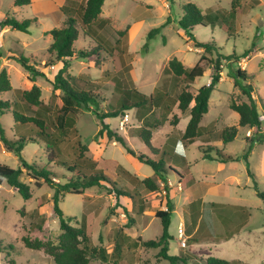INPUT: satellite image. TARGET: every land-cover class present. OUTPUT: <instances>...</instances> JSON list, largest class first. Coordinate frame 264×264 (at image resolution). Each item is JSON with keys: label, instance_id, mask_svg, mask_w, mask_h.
I'll use <instances>...</instances> for the list:
<instances>
[{"label": "rangeland", "instance_id": "obj_1", "mask_svg": "<svg viewBox=\"0 0 264 264\" xmlns=\"http://www.w3.org/2000/svg\"><path fill=\"white\" fill-rule=\"evenodd\" d=\"M188 2L195 3L204 11L218 8L232 11L229 17L232 28L229 30L230 35L220 25L214 28L198 25L193 30L198 41H213L222 47L221 53L227 57L221 59L222 69L226 74L229 72L233 74L240 67L238 56L246 53L247 48H251L252 42L257 40V37L259 40L256 42L261 43V46L264 45L262 39L264 0H260V5H258L259 0H106L102 8V16L111 18L113 29L105 33V38L115 43L119 38L116 30L126 28L130 30L131 27L139 25L134 34L121 38L122 48L126 54L125 64L117 67L113 59L104 53L90 58H80L77 55L70 61L68 73L79 78L82 83L89 82L100 86L97 90L105 99L102 103L103 111L109 109L106 106L109 102H116L121 95L119 85L124 88L135 86L138 91L148 95L156 88L168 91L171 88V74L165 69L170 59L176 57L186 67H193L199 62L201 55L213 60L218 57L214 52L207 53L203 48L196 47L194 41L180 29L178 21L182 17L183 6ZM162 25L165 26L161 31L154 38L149 39V31ZM32 30L31 36L16 32L19 37L34 40L32 47H19L20 54L29 57L30 51L39 53L40 70L45 76L37 77L34 84L41 88L43 103L53 106L62 92L55 91L50 80L55 78L62 65L57 61L50 62L53 61L52 56L48 57L47 50L52 44V38H47L40 28L33 27ZM94 45L92 40L91 46L88 45L84 36H81L74 48L79 53L83 50L90 51ZM257 61L256 59L247 61V72L254 70ZM47 63L53 65L45 67ZM202 65L205 66V73L191 86L190 90L193 92L210 82L213 70L207 61H203ZM261 66H264V60L261 61ZM8 68L13 89L0 92V100L20 103L21 98L15 95L16 89H31L26 78L27 71L17 61H12ZM231 81L233 82L230 78H224L212 92L209 101L210 110L201 122V125L206 126L207 129L204 128L201 137L189 146L186 155L192 164L196 162V158L198 159L195 165L199 170L198 174H202L204 170L201 161L203 152L213 145H217L225 153L238 159V164L229 162L222 171L216 173L217 182L224 180V191L208 198L231 206L230 209L220 208V210L222 215L232 218L234 229L240 223L234 222L236 209L247 211L249 220L231 239L222 241L210 235L214 237L208 239L213 241L207 242L211 245L201 244L193 248V241H197L198 237L188 238L185 234L183 239H180L181 242L178 241V219L183 214L184 194L175 196L178 209L173 213L171 227L175 237L170 240L168 253L180 255L186 260V263L178 264H206L209 255L226 260H239L241 264H264V203L256 195L254 180L248 176V167L244 164L245 154L250 146L246 137L248 129L240 128L237 137L225 145L222 140L223 130L233 126L236 119V113L230 109L229 103L232 99L239 102L241 96L238 88L234 87ZM175 93L174 91V95ZM154 115L160 118L159 111L155 110ZM185 116L186 114L175 106L169 120L153 129V145L161 148L166 142L169 146L177 147L181 137L179 125ZM142 117L143 115L133 110L124 115L107 118L105 122L114 131L124 135L128 146L132 147L137 155L143 154L153 159L155 157L152 152L139 141ZM176 117L179 124L174 123ZM77 119L78 136L72 133L73 135L68 136L62 143L61 159H68L67 161L72 163L76 158L75 146L79 140L81 145L89 149L87 155L98 161V168L107 179L102 187L89 188L81 194H61L60 208L66 215L73 217V225H85L86 229H92V244L98 249L105 248L110 262L117 259L123 264H169L159 256V249L147 248L143 246L142 241H136L139 237L141 240L144 239L143 241L155 240L161 235V220L156 218L155 214L157 210L167 207L165 200L167 192L164 184L154 176V169L150 165L141 163L121 144L107 137L96 138L100 127L93 112L83 107L79 109ZM188 120L189 118H184L182 126L187 125ZM0 124L10 139L26 129L18 126L12 112L6 110L0 112ZM205 140H210L211 143H205ZM21 155L31 164L45 167L48 162L46 147L41 141L28 143ZM0 164L12 168L21 167L20 157L6 149L1 141ZM120 164L134 176L125 174ZM48 168L53 172L55 176L53 180L56 184H63L68 180L66 173L56 164L51 163ZM249 168L256 175L259 189L264 191V142L255 141L253 144L249 155ZM153 176L154 180L160 183L159 188L151 193L141 181ZM170 178L175 180L172 175ZM21 179L30 186L32 198L29 200L24 199L6 182L0 184V264H54L52 257L43 248L39 250L27 248L23 238L47 242L59 234V219L54 211L53 202L55 187L44 182L41 186H37L26 171L23 172ZM118 191L122 194H117ZM147 224L149 226L143 232L142 238L139 236L141 228ZM232 227L229 229L226 227L224 232H230ZM127 233L131 240L123 238ZM183 241L185 246H182ZM89 264L106 263L101 258L95 257Z\"/></svg>", "mask_w": 264, "mask_h": 264}, {"label": "trees", "instance_id": "obj_2", "mask_svg": "<svg viewBox=\"0 0 264 264\" xmlns=\"http://www.w3.org/2000/svg\"><path fill=\"white\" fill-rule=\"evenodd\" d=\"M30 3L31 0H15L17 6H26ZM104 3L105 0H87L79 17L68 16L60 27L54 28L47 33L52 37V44L48 48V52L54 58L50 62L57 61L62 65L55 78L50 80L53 89L62 92L61 96L55 100L53 106L43 103L41 100V88L36 84L29 90L16 89L15 95L21 98L20 103L0 100V112L3 110L11 111L17 125L26 128L24 132L10 139L6 136L0 124V141L6 149L17 154L21 161L20 168H12L8 165L0 164V184L6 182L26 200L32 198V192L29 184L21 179L24 171L34 180L37 186H41L44 182L55 187L53 202L54 211L59 219V234H56L53 239H49L47 242L38 239L31 241L25 237L23 241L27 248L34 250L43 248L52 257L54 264H89L91 259L95 257L101 258L106 264H123L119 263L117 259L110 262L107 258L106 249H98L92 244V229H86L85 225H73V217L66 215L59 206V196L61 194H81L86 189L102 187L107 179L98 168V161L87 155L89 149L81 145L79 140L75 146L76 158L72 160V163L68 162V159H61L63 157L62 143L65 142L68 136L73 135L72 133L78 136L77 118L79 109L84 107L86 110L93 112L98 121L100 129L96 138L107 137L109 140L118 142L129 154L137 157L140 162L150 165L154 169L155 175L164 183L167 192L168 211L160 209L155 214V217L161 220L162 232L160 237L155 240L142 241L143 246L159 249V256L167 260L169 264L186 263L182 256L168 253L170 240L173 239L169 233L172 213L168 197V178L170 175L178 177L179 183L183 184V186L188 183L185 175V173L189 172L186 150L202 135L204 128L200 125L201 120L209 110L211 94L221 79L223 71L221 59H227L221 53L222 47L213 41H198L193 34V30L198 25L203 27L211 26L213 28L216 25H220L230 35L229 30L232 28L229 24V17L232 11L226 8L207 9L204 11L193 2L186 3L183 6L182 17L178 21L180 29L184 30L185 34L194 41L196 47L203 48L207 53H216L217 59H208L205 55H201L199 62L195 66L186 67L179 59L174 57L168 61L165 69L171 74V88L168 91L156 88L148 95L138 91L135 86L124 88L119 85L118 89L122 92L121 95L116 102H109L106 105L109 109L103 111L102 103L105 102V99L102 97L101 92L97 90L100 86L89 82L82 83L79 78L69 74L67 69L70 67V61L76 58L77 55L80 58H90L100 53L110 56L117 67L125 64L126 54L122 48L121 38L127 35L129 28L116 30L119 38H117L115 43L105 38V33L109 29H113V27L110 18L101 16ZM35 22V19L20 22L14 17L8 16L0 22V28L10 27L22 32H28V28ZM164 26L151 29L148 33V38H154ZM80 36L89 38L94 42L95 45L92 46L90 51L83 50L79 51V53L76 51L74 45ZM246 54L239 56L238 60L245 57ZM16 61L28 71V79L30 81L34 82L37 77L45 76V73L40 70L41 67H35L36 63L32 58L19 56ZM203 61H207L213 70L211 80L208 85H204L193 92L190 90L191 86L195 84L197 78L202 77L205 73V66L202 65ZM96 63L98 62L96 61ZM49 65H53V63H47L45 67ZM229 76L232 78L234 86L238 87L247 96L248 102H237L233 99L230 101L229 106L239 114V121L238 125H233L223 130L222 140L224 144L233 141L237 137L239 127L259 128L261 126L257 104L252 97V86L246 84L251 76L241 69H237ZM12 89L6 70H2L0 72V92L11 91ZM174 91L176 92L175 95ZM192 103L193 105H191ZM175 106L183 114H187L190 117L187 127L180 137L177 147L169 146L168 143L162 148L155 147L152 143L153 129L169 120V116ZM133 110L143 115L138 137L152 152L155 157L153 159L143 154L137 155L134 149L128 146L124 135L114 131L105 122L107 118L124 115L126 112ZM155 110L159 111L160 118L155 117ZM174 121L175 124L178 123V117ZM36 141H41L45 144L48 154V162L45 167L29 163L21 155L28 143ZM255 141L263 143L264 134L257 135L254 139L249 140L250 146L245 154V159L248 175L254 180L256 195L264 203V191L259 189L256 175L249 168V155ZM209 148V150L204 151V158L206 159L224 163L238 161L235 156L225 153L215 145ZM51 163L56 164L66 173L68 180L65 183H55L53 180L55 176L48 168ZM120 168L123 167L121 166ZM123 172L125 174L128 173L124 168ZM141 182L150 191H156L159 188L153 177H147ZM118 192L117 194H122L121 191ZM230 207L227 206L226 208L230 209ZM234 213L237 220L234 222H240L236 228L232 227V218L221 214V225H218L217 233H214V236L231 238L239 232L243 224L248 220L249 213L244 209H236ZM226 227L228 229L232 227L233 229L227 233L224 232ZM123 238L131 240V237L125 235ZM136 241L141 242V239ZM117 248L119 249V245H117ZM206 264H241V261L209 256L206 259Z\"/></svg>", "mask_w": 264, "mask_h": 264}, {"label": "crops", "instance_id": "obj_3", "mask_svg": "<svg viewBox=\"0 0 264 264\" xmlns=\"http://www.w3.org/2000/svg\"><path fill=\"white\" fill-rule=\"evenodd\" d=\"M86 2H87V0H31V3L29 5L17 6L15 4V0H0V22L3 21L4 19H6L8 16H12L17 21H20V22L24 21V20H32V19L36 20V22L28 28V32H22V31H19L16 29H12L10 27L0 28V52H1V55H0V72L2 70H6L8 76H9L10 83H11V75H10L8 67L11 65L12 61H16L17 57L23 56L22 54H20V48L19 47H23V48L32 47L33 45H31V44L34 41V40H30V39L28 40L25 37H19L16 34V32H21L27 36H31V33L33 32L32 28L36 27V28H40L43 31L44 35H46L47 38H49L51 36L47 33L54 28L60 27L62 25L63 21L68 16L73 17V18L79 17V15L81 14L82 8ZM260 4H261V2L259 0L258 5H260ZM101 16H102V14H101ZM102 17H104V16H102ZM106 18H110V17H106ZM258 24H259V21H258ZM262 25H264V21H262ZM138 26L139 25H135V27H133V28L131 27L130 30L128 29L127 36H130V34H132V33L134 34V32L136 31ZM85 39L87 40L88 45H91V43H90L91 40H88V38H85ZM256 39L257 40H254L252 42L251 48L250 49L247 48L248 51L246 52L247 53L246 56L240 58L239 60L237 58L238 65L240 66L238 69L245 71L248 75L251 76L247 80L246 84H249L252 86V89H253L252 97L257 104V109H258V112H259L260 118H261V126L259 128L245 127L248 129L246 132L247 140L254 139L257 135L264 134V66H261V61L264 60V45L261 46V43L256 42L259 40V37H257ZM262 39L264 40L263 35H262ZM49 47H50V45H49ZM36 52L37 51H30L29 52L30 56L28 58H32L36 63L35 67L39 68V67H41L40 62L38 61L39 53H36ZM47 53L49 55L48 57L52 56L48 52V50H47ZM53 58L54 57L52 56V59ZM254 59L258 60L254 70L247 72V68H246L247 61L248 60L253 61ZM28 74L29 73L27 71L26 78H27V80L30 83L31 88H32V86L35 85L34 83L36 82V80L34 82L30 81L28 79ZM230 74H232V72H229L226 74V72L222 71L220 82L222 80H224V78H228V79L230 78L232 80V78L229 76ZM210 80H211V77H210ZM232 84L234 85L233 82H232ZM11 85H12V83H11ZM236 88H238V87H236ZM238 90H239V93L241 94V96L239 98L240 99L239 102H248L247 96L245 94H243L239 88H238ZM209 107H210V104H209ZM209 110H210V108H209ZM209 110H208V112H209ZM235 113H236V119H235L234 125H238L239 114L237 112H235ZM204 116H203V118H204ZM184 118L190 119V117L187 116V114ZM184 118L182 119V122H183ZM182 122H180V125H179V128H180L179 132H181L180 133L181 136L183 135V133L187 127V125L182 126ZM188 122H189V120H188ZM201 122H202V120H201ZM200 125H201V123H200ZM201 126L203 128H205V130L207 129L206 126H203V125H201ZM240 128H244V127H239V130H240ZM199 138H197L196 140H198ZM196 140L193 143H195ZM139 141H140V139H139ZM205 143H211V141L205 140ZM166 144L167 143L164 142L163 146H165ZM215 146H217V145H215ZM252 149H253V147H252ZM252 149H251V151H252ZM186 157H187V155H186ZM197 160L198 159L196 158L195 159L196 162L192 164L187 157L189 172L185 173V175L187 176V179H188V183H187L185 189H184L183 184L179 188L178 184H180V183H179L178 177H175V180H172L170 177L168 178V186H169L168 197L170 199L171 213H172L171 214V224L169 227V233L173 238L175 237L173 232H171V227H172V223H173V213L176 209H178L177 204L175 203V196H179L180 194H184V196H183L184 197V205L182 207L183 214L178 219L177 236H178L179 243L181 242L180 239H183V236L185 234L188 238L198 237V239H199L198 241H193V243H194L192 245L193 248H196V246L201 245V244L211 245L210 243H212L213 241H208V239L214 238L210 235L217 233L216 232L217 227L219 224L221 225V220H220V218H221L220 217V215H221L220 211L221 210H220V208H226L228 206V205H226V203H220V202H216L213 200H209L208 197L211 195H214L216 193H219L222 190L224 191V182H223L224 180L221 179L220 180L221 182H217L218 179H216L215 175L217 172L222 171L229 162L224 163V162L217 161V160L206 159V158H204V152H203V154L201 156V161L203 162L204 170H203L202 174H198L199 170H197L195 168V165L198 163ZM208 162H212L213 164L208 163ZM230 163L231 164H238L237 161L230 162ZM244 164L246 167V163H244ZM125 170L128 171L127 169H125ZM127 175L128 176H134L129 171H128ZM154 176H156V175L154 174ZM154 176H153V178H154ZM156 183L159 185L160 181L156 180ZM152 192H154V191H151V193ZM130 198L132 199L133 197L131 196ZM165 200H166V204H167V197H165ZM223 210H225V209H223ZM248 220H249V218H248ZM248 220L243 224V226H245L247 224ZM148 226H149V224H147L145 227L141 228L139 236L142 237L143 232L147 229ZM127 236L130 237V235L128 233H127ZM216 237L219 239H222V241L228 239V238H223L220 236H216ZM231 238H229V239H231ZM139 239H141V238L139 237ZM143 240H141V241H143ZM145 241H147V240H145ZM207 242H210V243H207ZM209 256H211V255H209Z\"/></svg>", "mask_w": 264, "mask_h": 264}, {"label": "built area", "instance_id": "obj_4", "mask_svg": "<svg viewBox=\"0 0 264 264\" xmlns=\"http://www.w3.org/2000/svg\"><path fill=\"white\" fill-rule=\"evenodd\" d=\"M178 186H179V188H180L181 184H178ZM164 210H165V211H168V207H165ZM182 246H185V241L182 242Z\"/></svg>", "mask_w": 264, "mask_h": 264}]
</instances>
